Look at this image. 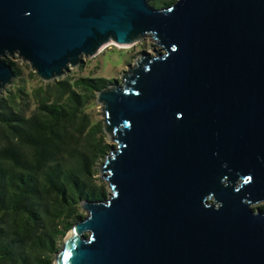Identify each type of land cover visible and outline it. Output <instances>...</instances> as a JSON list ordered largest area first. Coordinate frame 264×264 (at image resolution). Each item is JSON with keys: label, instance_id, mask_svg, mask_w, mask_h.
<instances>
[{"label": "water", "instance_id": "obj_1", "mask_svg": "<svg viewBox=\"0 0 264 264\" xmlns=\"http://www.w3.org/2000/svg\"><path fill=\"white\" fill-rule=\"evenodd\" d=\"M141 52L96 92L109 193L53 264H264V0H0L3 58L54 82L109 44Z\"/></svg>", "mask_w": 264, "mask_h": 264}, {"label": "trees", "instance_id": "obj_2", "mask_svg": "<svg viewBox=\"0 0 264 264\" xmlns=\"http://www.w3.org/2000/svg\"><path fill=\"white\" fill-rule=\"evenodd\" d=\"M6 62L15 76L0 95V264H53L64 235L84 217L80 203L108 196L96 175L111 145L87 109L112 82L79 76L49 83L30 72L38 80L32 87Z\"/></svg>", "mask_w": 264, "mask_h": 264}, {"label": "rangeland", "instance_id": "obj_3", "mask_svg": "<svg viewBox=\"0 0 264 264\" xmlns=\"http://www.w3.org/2000/svg\"><path fill=\"white\" fill-rule=\"evenodd\" d=\"M158 48L159 47L155 45L150 36H145L135 44L125 47H120L113 43H109L103 48L102 51H99L95 56L85 58L83 57V60L79 66L70 68L68 73H65V75L61 78H76L79 76L99 77L112 83L115 80L119 82L121 73L126 70L129 65L134 64L135 59L141 52L146 51L149 52L150 55H153L154 52L158 50ZM3 59L4 61H13L14 63H16V67L21 70L22 77H24L28 81V86H36L38 80L32 78L29 75L32 71L29 67L30 65L27 62H22L16 56H14L13 58L6 57ZM87 112L91 115V119L93 121L102 122L103 117L101 115L100 106L95 102V100L92 101V104L87 109ZM106 141L109 145H112V142L109 141L107 137ZM101 163L99 164V166L101 165ZM96 178L100 179L99 174L96 175ZM102 182L105 183V190L107 193H109V188L106 185L107 183L105 181ZM261 205L263 206L264 203L260 202L255 205H251V208L255 210ZM81 214L83 216L86 215V213L82 209Z\"/></svg>", "mask_w": 264, "mask_h": 264}]
</instances>
